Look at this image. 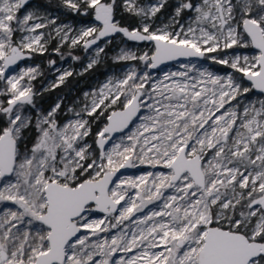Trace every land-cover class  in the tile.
<instances>
[{"label": "snow or ice", "instance_id": "snow-or-ice-1", "mask_svg": "<svg viewBox=\"0 0 264 264\" xmlns=\"http://www.w3.org/2000/svg\"><path fill=\"white\" fill-rule=\"evenodd\" d=\"M57 10L91 22L0 0V264H264V0H58ZM116 34L149 47H121L113 62L136 63L84 91L71 118H59L61 102L37 106L44 70L25 61L53 41L61 59L65 46L94 50L82 76ZM56 71L43 91L73 76ZM140 165L158 170L121 174Z\"/></svg>", "mask_w": 264, "mask_h": 264}, {"label": "rangeland", "instance_id": "rangeland-1", "mask_svg": "<svg viewBox=\"0 0 264 264\" xmlns=\"http://www.w3.org/2000/svg\"><path fill=\"white\" fill-rule=\"evenodd\" d=\"M32 2H33L34 6L39 5L42 11L47 10L55 16H59L58 23L71 24L74 27H80L83 24H87V23L91 22L89 17L82 20L78 17L74 18V17H72V15L67 14L66 10H57L58 0H32ZM124 19L127 22L133 18L129 17L127 14H124ZM157 23H159V21H157ZM124 46H127L129 48H133L134 50H137L138 52L143 51L149 47L144 42L137 43V42H132V41H126V39L123 38L120 34H116L112 40V43L109 44L107 46V48L105 49V54H102L101 62L111 61L112 63H114L112 57L115 56L119 52V49L121 47H124ZM55 47H56V42L53 41L49 45V51L48 52H53L52 49ZM65 48L69 49L67 46H65ZM76 49L78 51L82 52L81 53L82 56H81L80 60H73L72 57H70V56L69 57L68 56L63 57V59H61L59 62H56L55 65H53L51 67L48 66L49 72L47 74L45 73V70H44V68L46 66V65H44V63L46 62V64H47V61L49 60L48 58H46L47 53L45 54L46 56L45 55H43V56L36 55L31 60L24 62L25 64H40L42 66V68L44 70V75L42 77L38 78L37 81L34 82L35 88L38 91H40L41 93L44 92L43 91L44 88L49 87L50 82L55 81V79L57 77V71H56L57 69H69V70L73 71V76H71V77H73V79L70 80L69 78H71V77H69L66 80L65 84L71 83V84H74V86L68 85L67 86V88L69 89L68 94H63L62 96L58 97L56 102L52 105V106H54L57 102H61V110H60V116H59V118L61 120H66L68 118H71L72 114L69 113L67 111V109L69 107L73 106V103L75 101L83 99L82 93L84 91H88L91 88L95 87L98 83L105 80L107 76H110L113 74H119L122 72V70H124L127 67L134 65L136 63L134 61L133 62H121L120 63L121 65L119 67L112 68L111 70H109L103 79H98V78L94 77L93 79H87L86 78L84 80L82 79L79 81L78 78H80L81 75H77V73H79L83 70L84 66L88 63L89 58L92 57L94 50H89L88 52H85L80 47H78ZM240 51L244 54H249V55L255 54L254 49H246V50L241 49ZM53 53H55V52H53ZM58 56H60V54H58ZM63 56H64V54H63ZM53 60H55V59H53ZM186 62H187L186 60L182 61V62H174L171 65L165 67L164 69L154 70L153 74L158 75L162 71H176L179 69L181 64L186 63ZM201 63H203L205 66L209 67L211 70H214L217 72L223 73L226 71H231V69H227L222 65H214V64H212L211 61H201ZM21 66H24V65H21ZM39 84H41L40 87H38ZM65 84H63V85H65ZM50 90H52V89H50ZM253 95H256V93H253ZM37 106L41 110L46 111L43 109L42 105L37 104ZM49 109H47V110H49ZM101 126H102V124L98 123L93 128V132H95ZM89 142L90 143L92 142V137L89 138ZM156 170H158V169H152L147 165H140L137 168H131L130 172H127L123 175L136 176V175H140L142 172H145V171H156ZM97 215H101V214L98 213Z\"/></svg>", "mask_w": 264, "mask_h": 264}, {"label": "trees", "instance_id": "trees-1", "mask_svg": "<svg viewBox=\"0 0 264 264\" xmlns=\"http://www.w3.org/2000/svg\"><path fill=\"white\" fill-rule=\"evenodd\" d=\"M122 22L125 24L128 23L127 25H129V26H133L136 23L134 18L126 22L124 17H123ZM69 52H71V55L68 54ZM61 53L64 54L63 57H67V56L72 57L73 55H75V56H79L81 58V56H82V54H81L82 52L78 51L77 49H70L69 50V49H66L65 47H63L61 49ZM46 58H48L49 60L55 59L56 62H59L61 60V56H58L57 53H53V52H47ZM44 65H46L44 70H45V73L47 74L49 72V67H48V64H46V62L44 63ZM120 65H121L120 63H112L111 61L101 62L94 69L89 70L83 76H80V78H78V80L80 81V80H82V79L84 80L86 78L87 79H93L94 77H96L98 79H103L109 70H111L112 68H117ZM69 79L72 80L73 77H71ZM68 85L74 86V84L66 83L65 85H61L58 88L42 92V94L37 97L36 103L38 105H42L44 110L49 109L56 102L58 97L62 96L63 94H68V90H69L67 88ZM40 86H41V84L38 85V87H40Z\"/></svg>", "mask_w": 264, "mask_h": 264}, {"label": "water", "instance_id": "water-1", "mask_svg": "<svg viewBox=\"0 0 264 264\" xmlns=\"http://www.w3.org/2000/svg\"><path fill=\"white\" fill-rule=\"evenodd\" d=\"M182 61H185V60L182 58V59H180V60H177V61H170V62H167L166 64H164V65H161V66H160V68H159V69H157V70L164 69L165 67H167V66L171 65V64H172V63H174V62H182ZM130 171H131V168H128V169H123V170H121V174L123 175V174H125V173H127V172H130Z\"/></svg>", "mask_w": 264, "mask_h": 264}, {"label": "flooded vegetation", "instance_id": "flooded-vegetation-1", "mask_svg": "<svg viewBox=\"0 0 264 264\" xmlns=\"http://www.w3.org/2000/svg\"><path fill=\"white\" fill-rule=\"evenodd\" d=\"M72 17H73V16H72ZM77 17H78V16H77ZM74 18H76V17H74ZM78 18L84 20V19H86L87 17H78Z\"/></svg>", "mask_w": 264, "mask_h": 264}]
</instances>
